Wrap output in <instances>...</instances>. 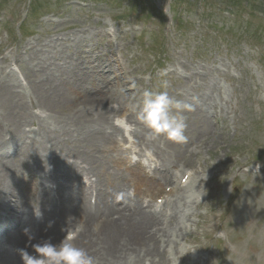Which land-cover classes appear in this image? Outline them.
Returning <instances> with one entry per match:
<instances>
[{"label":"rangeland","instance_id":"obj_1","mask_svg":"<svg viewBox=\"0 0 264 264\" xmlns=\"http://www.w3.org/2000/svg\"><path fill=\"white\" fill-rule=\"evenodd\" d=\"M242 2L0 0V103L3 81L20 99L13 115L0 109V152L14 158L29 209L41 206L45 180L55 200L79 181L88 206L111 207L88 229L117 221L121 205L162 221L139 236L158 250L149 258L129 257L136 240L120 238L128 264H264V0ZM38 64L52 72L43 89L61 85L51 101L33 82ZM146 88L192 106L185 142L149 137L131 107ZM119 116L135 131V152L157 161L156 170L145 161L147 179L125 157ZM97 127L104 133L92 136ZM145 189L163 190L162 206H146Z\"/></svg>","mask_w":264,"mask_h":264},{"label":"bare ground","instance_id":"obj_2","mask_svg":"<svg viewBox=\"0 0 264 264\" xmlns=\"http://www.w3.org/2000/svg\"><path fill=\"white\" fill-rule=\"evenodd\" d=\"M118 62L117 60H115ZM75 63V62H74ZM75 64H72L73 66ZM119 65V63H118ZM37 70L42 71L43 74L40 77H36L33 82H38L36 89L39 90L41 97L46 101H51L53 96L60 95V88H54V92L48 89H43V86L52 78V72L49 67H43V64L36 65ZM110 70V68H109ZM4 91L1 95L2 102L0 103V109L8 110L10 115H13L15 107L20 104V99L18 95L11 92L10 84L8 81H3ZM100 89L93 90L94 93L99 92ZM17 98V99H15ZM1 114V113H0ZM100 119L107 116V112L98 113ZM122 118L121 116H119ZM106 119V118H105ZM116 124L123 127L126 133L127 143L131 146V135L134 138V130L132 129L128 133V126L123 122V120L116 119ZM1 127V121H0ZM103 132L102 128H95L91 130V135H98ZM104 133V132H103ZM136 135V133H135ZM111 137V135H109ZM133 141L132 143H134ZM125 157L130 154V160L134 159L136 152L134 151V145L132 148L126 149L124 151ZM137 154H139L137 152ZM148 161H153L152 156L143 153ZM7 154L0 152V212L9 215L11 219L5 217L4 228L11 227L10 235L4 242V246L0 247V264H23V260L20 255V250L24 249L30 254L34 253V248L32 245L40 243L45 239H50L52 243H59L60 239L59 230L69 229L72 227L71 223L78 218H81V223L77 230L83 225V230L79 231L77 239L74 243L84 248L95 258L96 264H128L127 259L130 255L140 256L143 258H149L152 254L156 255L158 250L154 245L148 243H140L139 236H143L142 232L146 229H151L154 226H158L162 221L156 218L154 213H148L139 206H127L121 205L122 207L116 208L115 211L118 220H112L108 222H103V227L98 229H88L89 223H91L90 218L97 215L105 216V214L110 210L108 206H104L102 209L96 203L94 206H88L85 203L86 190L82 182H77L78 191L73 194L58 192L59 198H55L51 195L48 190H42L40 194L41 206L38 207L36 211H31L26 203V195L24 194L22 188V181H18L12 178V172L14 169V158L8 159ZM179 154L177 155V157ZM143 159H139V168L145 165ZM151 166L153 162H149ZM155 161L154 169L159 168ZM137 166V165H136ZM143 172L139 176H143L145 179L148 178V174ZM85 182H88L86 180ZM139 188V186H137ZM158 193L150 192L149 190L144 191L145 199H149V204L154 196L162 198V190H157ZM115 199H120L119 194L114 195ZM122 200L128 197V194L123 196ZM57 201L59 203L57 204ZM106 204V203H103ZM148 204V205H149ZM109 206L110 203L108 204ZM157 207V205H156ZM113 208V207H112ZM42 213V218H37L36 213ZM89 220V221H88ZM111 220V219H110ZM52 221L51 227H48V222ZM87 221V222H86ZM18 222V223H16ZM93 224V223H92ZM24 229H28L29 233L34 235V239L29 240L28 234L25 233ZM72 227L70 230H73ZM129 232V233H128ZM130 238H134L136 243H130V253L129 257L121 255L128 251L127 245L120 243V238L123 235H129ZM147 234L145 235V237ZM3 245V244H2ZM134 245V246H133ZM127 248V249H126ZM134 263L138 264L134 260Z\"/></svg>","mask_w":264,"mask_h":264},{"label":"clouds","instance_id":"obj_3","mask_svg":"<svg viewBox=\"0 0 264 264\" xmlns=\"http://www.w3.org/2000/svg\"><path fill=\"white\" fill-rule=\"evenodd\" d=\"M131 107L138 110L137 118L149 130L151 139L164 137L177 143L186 141L187 123L183 112L191 110L192 106L170 95L167 90L146 88L142 92L140 101ZM39 114L46 115L43 112ZM259 168L260 165L257 164L252 172L259 174ZM36 215L38 219L42 218V213L37 211ZM52 223L49 221L47 226L51 227ZM82 230L83 225L79 230H67L59 243H52L50 239H45L32 245L35 254L21 249L23 264H96L95 258L87 250L74 243L79 231ZM24 231L28 234L29 240L35 238L28 229Z\"/></svg>","mask_w":264,"mask_h":264},{"label":"trees","instance_id":"obj_4","mask_svg":"<svg viewBox=\"0 0 264 264\" xmlns=\"http://www.w3.org/2000/svg\"><path fill=\"white\" fill-rule=\"evenodd\" d=\"M229 2H234V3H239V2H241L243 5H245L243 2H242V0H228ZM236 1H239V2H236ZM236 4V5H237ZM235 4H234V6H236ZM249 8H250V6H249ZM257 12V11H256ZM259 13H263V15H262V17H263V20H264V11H259ZM261 27H264L263 25L261 26Z\"/></svg>","mask_w":264,"mask_h":264}]
</instances>
